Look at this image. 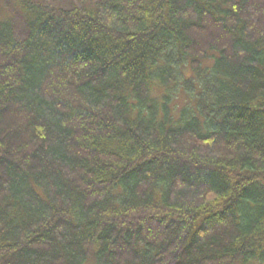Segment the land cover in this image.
Masks as SVG:
<instances>
[{"label":"trees","instance_id":"16d2710c","mask_svg":"<svg viewBox=\"0 0 264 264\" xmlns=\"http://www.w3.org/2000/svg\"><path fill=\"white\" fill-rule=\"evenodd\" d=\"M0 12V264H264V0H22Z\"/></svg>","mask_w":264,"mask_h":264},{"label":"rangeland","instance_id":"374dc122","mask_svg":"<svg viewBox=\"0 0 264 264\" xmlns=\"http://www.w3.org/2000/svg\"><path fill=\"white\" fill-rule=\"evenodd\" d=\"M22 0H0V12L5 21L12 20L17 26H25V19L18 14V5Z\"/></svg>","mask_w":264,"mask_h":264}]
</instances>
